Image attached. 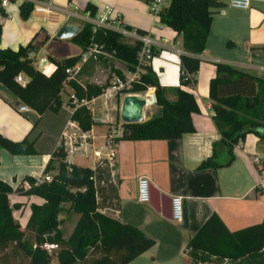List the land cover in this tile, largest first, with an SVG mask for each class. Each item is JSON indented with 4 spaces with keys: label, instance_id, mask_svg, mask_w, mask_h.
<instances>
[{
    "label": "crops",
    "instance_id": "1",
    "mask_svg": "<svg viewBox=\"0 0 264 264\" xmlns=\"http://www.w3.org/2000/svg\"><path fill=\"white\" fill-rule=\"evenodd\" d=\"M23 1H9L3 9L5 17L0 18V50L16 52L18 48L30 44L33 52L29 58L36 71L40 63V67H45L51 73L54 66L49 63L50 59L62 60L80 54L77 47H74L77 53L74 54L70 47L72 53H65V56L51 48V43L56 40L54 35L66 22L58 14L59 11L70 10L72 7L83 10L89 5L98 15L104 7H108L119 16L124 27L149 34L155 43V56L149 69L159 85L164 89L179 87V57L172 50L181 51V38L165 27L158 30L147 17V6L153 0H49L57 13L50 24L41 26L31 16L26 21H19L17 7ZM217 1L223 7L211 17L204 50L197 56L199 67L194 75V85L187 89L198 106V112L190 116L194 132L183 134L176 140L116 141L113 165L108 168L115 193V208L107 207L99 211L120 223L137 227L153 240L150 248L127 264H189L187 242L212 214L230 232L259 224L264 218V189L258 187V175L253 163L255 156L264 159V142L258 137L249 134L240 141L235 146L234 158L229 165L196 170L199 163L210 157L213 151L215 165H223L228 160L224 146L217 143L219 136L211 121L210 102L207 98V84L214 75V61L264 80L261 77L264 73L258 71V68H264V50H258L264 47V2L252 0L249 10L240 11L230 8L229 0ZM61 43L72 45L68 41ZM35 60L37 66L33 64ZM92 64L85 67L81 75L87 70L92 75L98 63ZM80 78H85L84 83L80 84L102 85L92 81L91 76ZM145 94L153 95V90L147 89L140 95ZM68 95L69 88L66 86L62 89V105L57 112L46 111L37 115L28 107L26 111H17V106L21 104L0 87V135L13 142L24 138L33 140L35 150L34 155L20 156L10 155L0 149V181L12 191L22 187L25 178L33 179L41 175L51 153L57 149L60 133L71 112L67 103ZM63 96H66L65 101L62 100ZM122 97V94H118L107 100L104 111H108L109 120L111 112L113 115L118 113ZM166 99L174 100L170 94H167ZM108 102L110 105H107ZM157 110L155 105L144 107L143 121L156 114ZM118 120L115 119L114 124H118ZM96 124L94 122L89 132L94 142L100 143L108 126L102 125L104 123ZM77 159L83 163L77 162ZM69 161L73 165L92 167L91 160L79 156ZM85 162H90V166ZM140 177L146 178L149 188L155 191L149 196L150 205L136 201V183ZM171 196L181 197L180 222L166 220L160 214L161 209L164 214L167 213L164 197ZM7 199L10 206L18 205L11 213L21 229L28 219L29 205L42 203L40 198L15 192L9 194ZM14 212L18 217H15ZM59 218L64 217L60 215ZM67 236L62 235V238L66 239ZM221 262L224 261L209 258L197 264Z\"/></svg>",
    "mask_w": 264,
    "mask_h": 264
},
{
    "label": "trees",
    "instance_id": "2",
    "mask_svg": "<svg viewBox=\"0 0 264 264\" xmlns=\"http://www.w3.org/2000/svg\"><path fill=\"white\" fill-rule=\"evenodd\" d=\"M46 1L49 0L20 3L17 7L19 21L29 18L32 2ZM222 7L217 0H168L167 6L158 14V22L181 38L184 55L179 56V87L162 88L156 76L147 68L137 84L119 94H141L152 89L157 113L138 124H121V135L117 140H176L183 134L194 132L190 116L198 112V106L187 87L194 85V75L199 67L197 56L204 50L211 17ZM83 11L91 17L96 14L89 5ZM4 17L0 9V18ZM136 33L145 34L143 31ZM68 42L78 47L80 53L92 45L99 46L129 70L135 65L140 47L137 42L130 45L123 43L118 35L111 32H92L88 25H82L79 33ZM258 50H264V47ZM32 52L30 44L18 48L16 52L0 50V87L37 115L46 111L57 112L62 105V83L66 78L64 71L78 61L79 55L62 60L50 59L49 63L54 69L48 76H43L32 66L29 58ZM90 65H93L90 61L83 64L78 77L67 83L78 101L89 102L99 97L106 87V84H80L83 69ZM213 67L214 75L207 84V98L211 121L219 136L217 143L224 146L228 160L223 165H215L213 151L210 157L199 163L196 170L229 165L234 158L235 146L249 134L264 142V80L229 66L213 64ZM18 74L27 78L24 87L13 81ZM185 75L190 76L191 81H184ZM167 94L174 100L168 101ZM67 103L70 105L69 101ZM69 118L82 131H88L94 124L85 106L75 108ZM0 149L10 155L35 154L33 140L26 138L13 142L0 135ZM262 164L264 168V159ZM53 170L55 172L51 174ZM42 174H49L50 181L26 190L16 187L12 191L0 181V250L6 244L13 243L26 258L27 264H127L152 246L153 240L137 227L120 223L99 211L107 207L115 208L114 188L106 164L96 163L93 170L68 165L63 152L55 149ZM25 180L33 182L30 178ZM13 192L42 200L39 205H29V216L23 229L11 213L18 205L10 206L8 203L7 196ZM62 213L77 216L66 239L62 238L60 231L63 219L59 216ZM43 242L56 244L53 262L50 254L40 248ZM186 249L189 264L206 262L209 258L232 264H264V218L259 224L230 232L212 214L188 240Z\"/></svg>",
    "mask_w": 264,
    "mask_h": 264
},
{
    "label": "built area",
    "instance_id": "3",
    "mask_svg": "<svg viewBox=\"0 0 264 264\" xmlns=\"http://www.w3.org/2000/svg\"><path fill=\"white\" fill-rule=\"evenodd\" d=\"M29 1V0H24ZM252 0H229V7L235 10L247 11L250 8V3ZM264 2V0H261ZM9 4V0H0V9H4ZM33 8L30 16L35 19L39 26L48 25L57 13V11L50 5L49 1L46 2H32ZM168 0H153L147 6V17L155 23L158 30L163 26L158 22V14L167 6ZM58 14L65 21H73L82 27V25H88L91 27V31L103 30L107 32L114 33L118 35L121 41L125 44H133L137 42L140 47L136 54L135 65L131 70H129L124 64L117 61L113 64L112 74L110 75V80L107 82L105 89L99 96L103 98L104 101L113 98L121 92L128 91L132 85L139 82V78L145 74L151 60L155 56L154 46L155 43L151 40L149 34L145 33L143 35L137 34L133 30H129L124 27L119 19V16L114 13L111 8L104 7L102 12L98 15L95 14L91 17L86 11L79 10L76 7H72L70 10L64 9L58 12ZM176 56L184 55L182 51L172 50ZM100 58H111L110 55L102 51V48L96 45L88 47L86 50L81 52L78 56V61L71 67L65 69L64 74L66 76L64 82L62 83V89L67 86L69 81L75 80L82 68V65L88 61L97 62ZM217 64L216 61H214ZM37 71L43 76H48L50 71L45 67H40L38 63ZM260 73H264V68H258ZM186 76V75H185ZM190 76H186L184 81H191ZM14 83L20 87H24L27 84V78L22 74H18L14 77ZM187 89H191L190 86ZM140 96L144 98L146 102H150V98L147 94L141 96L140 94H123V96ZM67 101L70 103V111L72 112L75 108L80 106L88 105L92 102L85 100H76L71 91L69 90V95ZM27 107L24 105H18L17 111H26ZM89 109V108H88ZM90 111V109H89ZM70 112V114H71ZM91 120L94 122H102L110 124V130L107 131L101 137L100 143H95L93 136L88 131H82L77 123L70 118L66 121L64 129L61 131L59 136V141L57 144V149H60L64 154V160L66 164L70 165V158L74 156H79L84 160H91L93 170L95 164L104 163L109 168L113 165V160L115 157V144L117 139L121 135V122L118 124L111 125L108 116L105 114L103 121L93 120L92 112L90 111ZM263 158L255 156L253 158V163L256 168L258 175V187L264 189V168L262 164ZM51 179L49 174H41L33 178L32 183L24 182L22 189H29L31 186L35 187L42 183L49 182ZM92 181L93 178H90ZM136 201L138 203L147 204L149 202V183L146 178L140 177L136 183ZM181 197L171 196L170 197V217L171 221L180 222L181 220ZM40 248L47 253L57 249L56 244L51 242H43ZM226 262L225 260H223Z\"/></svg>",
    "mask_w": 264,
    "mask_h": 264
},
{
    "label": "rangeland",
    "instance_id": "4",
    "mask_svg": "<svg viewBox=\"0 0 264 264\" xmlns=\"http://www.w3.org/2000/svg\"><path fill=\"white\" fill-rule=\"evenodd\" d=\"M62 41H53L51 43V48H53L52 50H55L57 53H60V55H67V54H71L72 52L69 51L70 47L72 48L74 54L77 53V50L75 45H68V43H61ZM78 48V47H77ZM67 53V54H65ZM31 55V54H30ZM29 55V56H30ZM63 57V56H62ZM102 59V58H100ZM99 59V60H100ZM97 61V69L92 71V75H91V71L87 70V72H85L83 75V77H87V76H91V80L92 81H96L100 84H106L109 79H110V67L117 62V60L115 59H111V58H103V60ZM34 66H37V60L34 61ZM263 74V73H262ZM262 78H264V74L261 75ZM80 83H84L85 78H80ZM62 100L65 101L66 100V96L62 97ZM107 101H104L103 98H97L95 99L91 104L88 105V108L90 109V111L92 112L93 115V120L95 121H103L104 119V115H108V111H104L105 110V105H106ZM107 105H110V103L108 102ZM111 120L110 123L111 125H114V121L115 119H118V113H114L111 112ZM109 118V117H108ZM112 121V122H111ZM119 121V120H118ZM102 123V122H100ZM100 123L97 122L96 125H100ZM102 125H107V131L110 130V124H102ZM71 161L73 160V158H70ZM79 163H83V161H79V159H77ZM86 165L90 166V162H85ZM67 206V205H66ZM65 206V207H66ZM15 217H18L17 213L14 212ZM61 216H63V224L60 227V231L61 234L65 237L67 236V234L70 232L75 220H76V215L73 213H67V214H60ZM50 256H51V260L52 262L55 259V253L53 251L49 252ZM0 264H27V260L26 258L23 256V254L16 249V247L14 246L13 243H8L6 244V246L0 250ZM221 264H232L229 262H221Z\"/></svg>",
    "mask_w": 264,
    "mask_h": 264
},
{
    "label": "water",
    "instance_id": "5",
    "mask_svg": "<svg viewBox=\"0 0 264 264\" xmlns=\"http://www.w3.org/2000/svg\"><path fill=\"white\" fill-rule=\"evenodd\" d=\"M81 30L80 24L73 21H66L54 35V39L58 41H70L75 37ZM150 102H146L144 98L140 96H123L120 102V107L118 111V119L121 124H138L143 122V108L147 105H154L153 95H149ZM151 188H149V196L153 194ZM155 192V191H154ZM159 198H161L159 196ZM166 201V214L163 213L162 209L160 210L161 216L166 220H171L170 217V198L164 197ZM150 205V202H148Z\"/></svg>",
    "mask_w": 264,
    "mask_h": 264
}]
</instances>
